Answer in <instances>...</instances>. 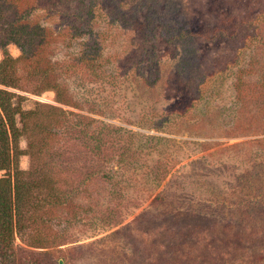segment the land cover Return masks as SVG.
I'll return each mask as SVG.
<instances>
[{
  "label": "rangeland",
  "instance_id": "obj_1",
  "mask_svg": "<svg viewBox=\"0 0 264 264\" xmlns=\"http://www.w3.org/2000/svg\"><path fill=\"white\" fill-rule=\"evenodd\" d=\"M255 1L29 0L53 30L51 75L19 63L21 88L9 89L49 138L40 147L38 127L22 137L18 165L53 167L61 199L26 211L12 232L17 251L46 252L39 264H264V0ZM6 52L20 55L13 43ZM81 53L100 57L95 74Z\"/></svg>",
  "mask_w": 264,
  "mask_h": 264
},
{
  "label": "trees",
  "instance_id": "obj_2",
  "mask_svg": "<svg viewBox=\"0 0 264 264\" xmlns=\"http://www.w3.org/2000/svg\"><path fill=\"white\" fill-rule=\"evenodd\" d=\"M28 2L29 0H0V48L3 49V58L0 61V171L4 172L0 174V264H39L35 256L46 252L17 251L11 239L12 232L23 230L26 211L45 203L55 206L61 199L60 189L56 185L57 180L52 175L55 173L53 167H45L47 169L45 171L38 165H33L28 171H24L18 165L19 156L26 153L19 148V141L22 137H31L35 127H38L35 130L42 135L37 140L40 147L47 143L46 137L49 138L46 133H43V126L40 122L29 127L27 121L30 122V119L25 116L26 111L21 108V100L24 96L9 89L21 88L19 84L21 74L17 71L19 63H26V66H30L35 73L41 76L51 75L46 68L45 49L49 45L48 38L53 36V30L48 24L32 18L34 13L32 11H35V8L34 5H28ZM255 4L256 6L250 5L249 7H258L261 4L260 0H256ZM9 43L19 48L20 55L17 58H13L6 52V46ZM78 57L79 64L83 65L85 72L95 74L100 69L98 59L100 57L91 58L83 53ZM48 63L58 65L56 61ZM115 78V76L103 78L102 75L100 79L106 83ZM86 79L88 80L83 74L82 80ZM234 83L239 87V80L235 79ZM51 88L56 91L58 97L59 94L62 95L57 84ZM42 90H44L43 87ZM102 130L103 127L100 126L98 130L91 133L97 145H101L98 140L102 136ZM33 146L34 144L29 142V149ZM55 149L57 148L50 149V153L48 148L45 149L48 152L47 160L50 162H53L52 156L56 152ZM37 152L40 154L42 151L38 148Z\"/></svg>",
  "mask_w": 264,
  "mask_h": 264
},
{
  "label": "water",
  "instance_id": "obj_3",
  "mask_svg": "<svg viewBox=\"0 0 264 264\" xmlns=\"http://www.w3.org/2000/svg\"><path fill=\"white\" fill-rule=\"evenodd\" d=\"M59 264H62V262L60 261Z\"/></svg>",
  "mask_w": 264,
  "mask_h": 264
}]
</instances>
